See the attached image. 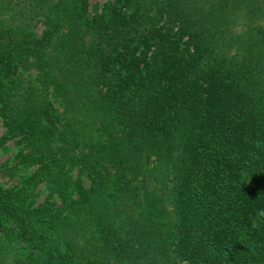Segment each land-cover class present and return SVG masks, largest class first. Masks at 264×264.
Wrapping results in <instances>:
<instances>
[{
    "label": "trees",
    "instance_id": "trees-1",
    "mask_svg": "<svg viewBox=\"0 0 264 264\" xmlns=\"http://www.w3.org/2000/svg\"><path fill=\"white\" fill-rule=\"evenodd\" d=\"M0 122V264H264V0H0Z\"/></svg>",
    "mask_w": 264,
    "mask_h": 264
},
{
    "label": "rangeland",
    "instance_id": "rangeland-1",
    "mask_svg": "<svg viewBox=\"0 0 264 264\" xmlns=\"http://www.w3.org/2000/svg\"><path fill=\"white\" fill-rule=\"evenodd\" d=\"M106 0H90L91 4H102ZM2 124L0 122V135L3 133ZM10 155L7 152H0V183L10 184L17 181V178H12L7 168V161L9 160Z\"/></svg>",
    "mask_w": 264,
    "mask_h": 264
},
{
    "label": "clouds",
    "instance_id": "clouds-1",
    "mask_svg": "<svg viewBox=\"0 0 264 264\" xmlns=\"http://www.w3.org/2000/svg\"><path fill=\"white\" fill-rule=\"evenodd\" d=\"M258 215H260V216H264V210H262L261 212H259ZM255 226H256V223H255V221H254V222H253V227H255Z\"/></svg>",
    "mask_w": 264,
    "mask_h": 264
}]
</instances>
